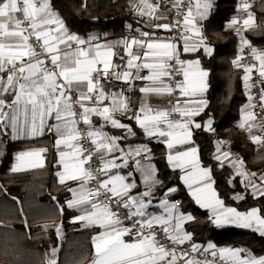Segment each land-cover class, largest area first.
<instances>
[{
  "label": "snow or ice",
  "instance_id": "6c2138e0",
  "mask_svg": "<svg viewBox=\"0 0 264 264\" xmlns=\"http://www.w3.org/2000/svg\"><path fill=\"white\" fill-rule=\"evenodd\" d=\"M170 5L169 11L174 12L176 18L171 23H155L152 27L170 32L179 29V38L184 41L183 51L196 52L202 48L206 55L211 56L214 49L204 35L203 23L209 21L214 12L215 0H170ZM161 7V0H156V3L135 0L132 3L137 16L156 21L168 19L156 14ZM250 9L248 0H241L237 12L246 15L242 20L234 16L227 27L234 29L241 38V54L232 63L243 68L245 74L242 79L249 101L241 109L242 119L238 126L249 133L254 144L264 147V134H253V129L264 133V121L257 120L253 111L257 105L253 103L255 97L251 95V89L256 86L252 83V73L257 70L261 85L259 107L264 111V49L252 47L242 34L258 27ZM127 27L131 29L132 26ZM135 31L139 33L138 36L101 43L98 35L89 34L83 38L72 33L55 11L52 0H0V134H6L10 128L12 138L16 139L18 134L40 136L46 129L55 131L59 163L64 167V172L58 173L60 182L74 181L79 185L78 188L68 189L72 199L66 202L67 207L82 210L83 214L74 220L99 225L103 229L93 237L95 255L92 264H264V256L257 257L245 248L217 249L212 242L206 246L191 243L189 248H182L192 241V234L182 226L194 217L168 201V194L175 192V188L168 189L165 198L156 206L163 209L162 213L149 211L155 199V185L162 184L156 178L154 166L149 164V171L144 175L146 190L136 195L131 194L138 187L135 179L128 182L132 172L111 174L114 169L128 168L129 160H134L137 168H140L141 160L135 157L147 159L151 152L143 144L125 151L120 142L126 137L110 136L103 131L110 124L113 128L135 135L131 125L123 123L116 115L127 116L131 113L129 118L144 135L164 138L163 142L169 150L168 163L184 171L181 179L191 190L195 202L211 211L210 223L216 227L234 225L253 229L264 235V215L260 208L239 212L235 208L224 207L212 188L211 170L200 166L197 147L172 151L176 146L190 145L193 126L212 130L211 118L206 125L193 119L208 106L207 99H186L182 103L177 98L171 109L153 110L146 103H142L138 109L131 107L126 92L131 90L136 80L149 82L139 88V92L145 96H172L179 91L181 97L198 94L203 97L209 75L208 71L199 69L197 60L187 63L195 64L199 70L193 74L185 70L182 73L183 81H176L174 76L177 73L170 61L175 60L181 67L185 64L179 59L177 45L170 39L155 37L154 32ZM193 39L195 43H189ZM118 47L123 54L116 51ZM245 48L250 50L253 61L249 65L242 63ZM115 59L121 63L116 64ZM143 70H148L149 74L142 75ZM108 80L123 82L128 88L108 91L102 83ZM173 114L180 118L171 119ZM92 116L102 118L105 124L95 127ZM47 120H54L55 123L48 124ZM81 123L89 130L88 135L94 146L86 153L79 146L81 136L78 125ZM217 143L218 154L215 158L220 160L223 156L228 159L232 154L221 153L219 145L223 142ZM61 145L73 149L70 155L76 160L75 164L65 162L69 153L61 151ZM45 151L39 149L18 153L11 171L43 167L41 153ZM94 157L101 164L98 169L91 167ZM231 163L237 169V176L243 178L241 182L245 188H251L254 198H264V174L257 177L256 173H249L239 157L233 158ZM93 180L96 186L90 189L87 185ZM89 195L97 198L107 196L112 203L93 202L88 205L85 197ZM113 208L116 210L113 211ZM120 210L127 212L123 219L119 217ZM125 221L128 222L127 226ZM57 233L60 234L59 228ZM125 236H132V239L125 240ZM57 251L52 250L48 264H57ZM192 253H199L204 259L195 258ZM209 254L211 260L207 258Z\"/></svg>",
  "mask_w": 264,
  "mask_h": 264
},
{
  "label": "trees",
  "instance_id": "16d2710c",
  "mask_svg": "<svg viewBox=\"0 0 264 264\" xmlns=\"http://www.w3.org/2000/svg\"><path fill=\"white\" fill-rule=\"evenodd\" d=\"M240 0H215V9L209 21L203 23L204 35L213 46L211 56L202 50L187 58H200L203 69L209 71L208 107L197 119L205 125L209 118L213 121L214 132L205 127L196 129L194 140L198 145L202 164L209 167L224 203L239 211H249L256 207L264 215V198H254L248 191L238 202L232 195L244 191L239 176L227 164L214 158V145L217 137H225L231 148L239 153L249 170L264 171V147L254 144L248 135L241 131L237 122L241 107L248 101L245 92L243 68L232 61L238 56L240 36L234 29L227 27L228 22L239 15L237 6ZM55 11L65 21L68 29L83 38L89 34L100 38H119L128 33V25L137 24V15L130 11L128 0H52ZM258 27L243 32L253 47L264 48V0H258L251 8ZM173 33V32H172ZM118 52L123 54L122 49ZM116 64L121 63L115 59ZM248 58L247 65L252 63ZM144 81L135 82L128 97L131 107L138 109L141 102L139 88ZM104 85L110 90L126 88L123 82L111 81ZM131 116V114H130ZM134 127L135 135L126 143H148L155 154L158 165V184L155 193L164 194L175 187L172 195L180 201L183 212H190L194 219L185 229L193 235L194 243L212 242L218 247L245 248L255 256H264V235L250 229L228 226L219 228L209 222L207 210L198 206L180 178V172L168 164V151L163 144L148 139L130 118H123ZM110 132L121 134V130L108 128ZM34 147L46 149V163L43 168L32 171L12 172L16 155ZM58 156L55 135L52 132L33 139L0 140V263L1 264H47L48 250L57 246L56 223L65 229V241L61 244L57 264H88L93 258V234L96 228L80 229L72 220L75 210L69 209L66 202L70 199L68 186L58 182Z\"/></svg>",
  "mask_w": 264,
  "mask_h": 264
},
{
  "label": "crops",
  "instance_id": "0c3cea01",
  "mask_svg": "<svg viewBox=\"0 0 264 264\" xmlns=\"http://www.w3.org/2000/svg\"><path fill=\"white\" fill-rule=\"evenodd\" d=\"M129 1V4L131 5V10H132V14L134 15V16H136V14H135V12L133 11V9H132V3L133 2H135V0H128ZM163 1V0H162ZM258 0H248V2L251 4V8H252V6L254 5V3L255 2H257ZM240 2H241V0H240ZM170 0H168L167 1V3H165V2H163V5H162V9H160L156 14L157 15H164V16H167L168 17V19L167 20H160V21H156V20H154L155 21V23H171L172 21H173V19H174V16H173V12H170L169 11V8H170ZM251 10V9H250ZM251 12H252V10H251ZM253 13V12H252ZM239 15H246L245 13H239ZM255 16V15H254ZM256 19V18H255ZM137 24L135 25V26H132L131 27V29L129 28V30H128V33H126V34H124V36H122V37H119V38H114V37H112V36H110V37H105V38H100V42L101 43H104V42H115V41H119V40H122L123 38H130V37H132V36H138L139 35V33L138 32H136L135 31V29H141L142 31H149V32H154L155 33V37H157V38H159V39H161V40H167V39H170L173 43H175L176 45H177V47H178V55H179V59L181 60V61H184L185 62V64L183 65V67H182V69H183V71H185V70H187V71H189L190 72V74H193V73H196L199 69H203V67H202V64H201V61H200V58H198V57H192V58H187L186 56L184 57V55H192V54H195V53H197L198 51H200V50H202L203 51V49L201 48V49H199L198 51H196V52H185V51H183V46H184V41L182 40V39H178L177 41L176 40H173L172 39V35H173V31H165V30H163V29H154L153 27H152V24L151 23H148V22H146V21H144V19H143V17H139V16H137ZM229 23V22H228ZM256 24H257V22H256ZM228 25V24H227ZM257 28V27H256ZM249 41V40H248ZM250 42V41H249ZM189 43H195V39H193V40H191V41H189ZM250 44H251V42H250ZM252 45V44H251ZM210 46L213 48V46L210 44ZM253 47V46H252ZM121 48H117L116 49V51H119ZM214 49V48H213ZM239 49H240V45H239V47H238V55H240L241 53H240V51H239ZM204 52V51H203ZM199 61V69L196 67V65L195 64H192V65H189L187 62H194V61ZM174 61V60H173ZM173 61H170V63H172ZM115 62V61H114ZM149 62H151V61H149ZM116 63V62H115ZM203 70H206V69H203ZM206 71H208V70H206ZM208 73H209V71H208ZM142 75H148L149 74V72H148V70H143L142 71V73H141ZM183 79H184V77L182 76V81H183ZM208 79H209V75H208V77H207V85H208V87H207V91L203 94V97H201L199 94L198 95H196V96H189V97H187V98H185V97H181L180 96V93H179V91L177 92V93H175L174 95H172V96H169V95H156V94H152V95H148V96H145L143 93H141V102H140V105L142 104V103H146L147 105H149L153 110H161V109H171L172 107H173V105L176 103V100H177V98H179L180 100H181V102L183 103L186 99L187 100H190V101H197V100H199V99H201V98H204V99H207V101H208V96H207V92H208V89H209V82H208ZM112 80H108V81H103L102 83H105V82H111ZM113 81H115V80H113ZM139 81H141V80H136V81H134L133 82V84L135 83V82H139ZM149 82H147V81H144V83H143V86L142 87H144V86H146L147 84H148ZM133 87V86H132ZM131 87V88H132ZM245 87V86H244ZM105 88H106V90H108V91H110L106 86H105ZM126 88H128V85H127V87ZM113 91H117V90H113ZM119 91V90H118ZM126 95L128 96V91L126 92ZM247 104V102L244 104V105H246ZM243 105V106H244ZM243 106L241 107V108H243ZM208 107V106H207ZM206 107V108H207ZM206 108L204 109V111L206 110ZM204 111L203 112H201L200 114H202V113H204ZM253 111H254V109H253ZM130 114L131 113H129L127 116H121L119 113H117L116 115H117V118L118 119H120L123 123H125V124H129V125H131L130 123H127L125 120H123V118L125 117L126 119L127 118H129L130 117ZM197 117L198 116H196V117H194L193 119L195 120V122L196 123H200V124H202L198 119H197ZM180 117L178 116V115H176V114H173V116L171 117V119H173V120H177V119H179ZM92 123H93V125H95V127H97V128H99L100 127V125H103V124H105V122H104V120L102 119V118H100V117H97V116H92ZM241 119H242V113H241V116H240V119L238 120V122H240L241 121ZM209 119H207L204 123H205V125H206V122L208 121ZM46 123H48V124H52V123H55V121L54 120H47L46 121ZM138 126V125H137ZM237 126H238V123H237ZM132 127V129H133V131L135 132V130H134V127L133 126H131ZM108 128H111V129H115V130H121L122 131V133L121 134H117V133H112V132H110L109 131V129ZM211 128H212V130H208L207 129V127H205V129L207 130V131H211V132H214V129H213V123H212V125H211ZM238 128L241 130V131H243V132H245L246 133V135H248L249 136V133L245 130V129H242V128H240L239 126H238ZM197 128H194V126H193V128H192V137H191V142H190V145H184V146H176L172 151H173V153L176 151V150H185L187 147H189V146H195V147H197L198 148V145H197V143H195V140H194V132H195V130H196ZM103 131L104 132H106V133H108L110 136H115V137H126V139H124V140H122L121 142H120V146H121V148H123V149H125V151H127L130 147H132V148H134V147H136L137 145H141V143H126V141L128 140V138H131L132 136H134V135H129L125 130H123V129H117V128H113L110 124H107L104 128H103ZM253 131H254V129H253ZM47 132H49L47 129L45 130V132H44V134L43 135H45V134H47ZM50 132H52V133H54V135H55V143H56V140H57V134L55 133V131L53 130V131H50ZM43 135H40V136H30V135H27V134H18V138H16V139H13L12 138V134H11V129L10 128H8L7 129V133L6 134H0V140H3L4 138H10V139H12V140H20V139H33V138H36V137H41V136H43ZM146 136V135H145ZM148 139H151V140H154V141H156V142H159V143H161V144H163L164 146H165V148H166V151H168L169 152V150L167 149V146H166V144L163 142V139L164 138H162V137H153V138H149L148 136H146ZM249 139H250V136H249ZM251 140V139H250ZM216 141H217V139L215 140V145H214V149H215V152H214V158L216 157V155L218 154V152H217V143H216ZM143 145H146L147 146V148L148 149H150L151 150V147H150V145L148 144V143H142ZM39 149H45V148H43V147H34V149H28V150H25V151H22V152H29V151H34V150H39ZM60 150L61 151H65L66 153H69V155L68 156H66L65 157V162L66 163H68L69 165H72V164H75L76 163V160L70 155V153L73 151V149H70V148H67L66 146H64V145H61L60 146ZM56 151H57V147H56ZM222 152H226V149H223V151ZM228 152L230 153V151L228 150ZM237 155H239V154H236V156ZM17 156V155H16ZM57 156L59 157V154H58V151H57ZM237 157H239V158H241L240 156H237ZM16 158V157H15ZM41 158H42V160H43V167L45 166V163H46V157H45V152H43V153H41ZM233 158H235V157H232V155L228 158V159H225L223 156H221V159L220 160H217L216 158V160L218 161V162H220V163H222L223 165L224 164H226L227 163V165H229V166H231L234 170H235V173H237V169H235L233 166H232V163H231V160L233 159ZM135 159H140L141 160V167L140 168H137V166L135 165V163H134V160H129V167L128 168H122V169H114L113 171H112V175H115V174H117V172H119V174H127L128 172H132V177L129 179V181L128 182H131V179H135V182H136V184H137V188L136 189H133L132 190V195H136L137 193H141V192H144L145 190H146V185H145V183H144V175L149 171V168H148V165L150 164V165H152V166H154V168H155V170H156V172H155V175H156V178L158 179V165H156V163H155V154H154V152H152V150H151V152H150V154L148 155V158L147 159H144V158H142V157H135ZM198 159H199V162H200V166L202 167V168H207V169H210L209 167H207V166H205L204 164H202V162H201V158H200V152H199V150H198ZM242 159V158H241ZM59 160H60V157L58 158V164H59V172L58 173H61V172H64V167H63V164H61V163H59ZM168 161V160H167ZM16 163V160H15V162H14V164ZM13 164V165H14ZM169 164V163H168ZM170 165V164H169ZM86 166V165H85ZM171 166V168L172 169H174V170H178L179 172H180V178L185 174L184 173V171H182L180 168H175V167H173L172 165H170ZM244 169L245 170H247L249 173H256L257 174V177H259L261 174H264V171H262V170H249L248 168H247V166H246V164H245V162H244ZM43 167H38V168H27L26 170H24V171H32V170H35V169H39V168H43ZM19 172H21V171H19ZM237 175V174H236ZM241 178V181H242V177H240ZM159 180V179H158ZM182 180V182H183V184L185 185V187H186V189H187V191H189V193H190V195H191V190L189 189V187L184 183V181H183V179H181ZM58 182L62 185V183L60 182V178H59V175H58ZM210 182H212V188H213V190L215 191V193L217 194V196H218V198L221 200V201H223V199L220 197V194H219V191L216 189V187H215V180H214V177H213V175H212V171H211V181ZM257 183H259V180L257 179V181H256ZM241 184H242V186H243V189H245V191L244 192H239V194H235V195H233V199L235 200V201H239L240 199H237L236 197H238V196H240V197H243L244 198V196H245V194H246V192H248V191H250L251 193H252V191H251V188H248V189H246L245 188V185L241 182ZM63 185H66V186H68V189H70V188H72V189H75V188H78L79 187V185H78V183L77 182H74V181H65V183H63ZM158 185V184H157ZM157 185H155V189H156V187H157ZM96 186V182L93 180V181H90L89 183H88V185H87V187L88 188H94ZM194 187H196V185H194ZM171 188H175L174 186L173 187H171ZM170 188V189H171ZM176 189V188H175ZM69 191V190H68ZM156 191V190H155ZM165 193L166 192H168V189L166 190V191H164ZM165 193L164 194H160L159 195V193H158V196H157V193H155L154 192V197H155V199L153 200V206L152 207H150L149 208V211H152V212H157V213H162L163 212V209L162 208H158V207H156L158 204H159V201L161 200V199H164L165 198ZM175 192H171V193H169L168 194V196H167V199H168V201L170 202V203H175L176 205H177V207L178 208H180L181 209V207H180V205H178L177 204V202L172 198V195L174 194ZM69 194H70V199H72V193L69 191ZM191 197H192V199L194 200V202H195V198L191 195ZM69 199V200H70ZM85 200H86V202H87V204L88 205H91V203L92 202H89L88 201V196H86L85 197ZM196 203V202H195ZM197 204V203H196ZM198 205V204H197ZM223 205H224V207H226V208H235L237 211H239L236 207H234V206H231V205H228L227 203H224V201H223ZM198 206H200V205H198ZM201 207V206H200ZM201 208H203V207H201ZM256 208V207H255ZM203 209H205V210H207V212L209 213V216H211V211L209 210V209H206V208H203ZM72 210H75L76 212H77V214H76V216H79V215H81V214H83L82 213V210H80V209H72ZM182 211V210H181ZM183 212V211H182ZM239 212H247V211H239ZM183 213H185V212H183ZM185 214H191L190 212H186ZM192 215V214H191ZM75 216V217H76ZM193 216V215H192ZM74 217V218H75ZM74 218H73V222L74 223H76V224H78L79 225V227H80V229H82V230H89V229H91V228H96L97 230H96V232L92 235L93 237H95V236H97L101 231H103V229L102 228H100L99 227V225H87V223L85 222V221H76V220H74ZM188 222H190V221H187V222H185L184 224H183V229L185 230V231H187L186 229H185V226H186V224L188 223ZM56 230H57V228H59L60 229V234H58L57 233V238H58V240H59V243H58V245L57 246H55V245H51L50 247H49V250H48V252H49V254H48V259H49V257H50V255H51V253H52V250L53 249H57L58 251H57V253H56V260H57V256H58V254H59V249H60V246H61V244L62 243H64V241H65V229L63 228V225L61 224V223H56ZM229 226H234V225H229ZM228 226H225V227H219V228H227ZM234 227H237V226H234ZM237 228H240V227H237ZM241 229V228H240ZM245 229V228H244ZM250 230H253V229H250ZM254 231V230H253ZM188 232V231H187ZM258 232V231H257ZM188 233H191V232H188ZM192 234V233H191ZM192 238H193V235H192ZM191 243H194L193 241H191V242H189V243H186L185 245H183V246H187V245H190ZM209 242H206V243H194V244H197V245H204V246H206L207 244H208ZM217 246V245H216ZM219 248H222V247H218L217 246V249H219ZM93 250H94V253H93V258H92V261H93V259H94V255H95V249H94V245H93ZM257 257H259V256H257ZM1 264V263H0ZM47 264H48V261H47Z\"/></svg>",
  "mask_w": 264,
  "mask_h": 264
},
{
  "label": "built area",
  "instance_id": "2783aa9c",
  "mask_svg": "<svg viewBox=\"0 0 264 264\" xmlns=\"http://www.w3.org/2000/svg\"><path fill=\"white\" fill-rule=\"evenodd\" d=\"M154 2H156V0H154ZM175 16V15H174ZM176 17H174L175 19ZM144 21L148 22L149 18L148 17H145L143 18ZM173 19V20H174ZM179 35H180V30L179 29H176L174 30V34L172 35V39L173 40H177L179 38ZM34 42V41H33ZM251 64V63H250ZM171 66L173 69L176 70V73L175 76H174V79L176 81H180L181 80V75H182V72L181 70L179 69V65L175 62V60L171 63ZM259 80H260V77L258 76V72L257 70H254L253 73H252V83H254L256 86L253 87L251 89V95L253 97H255L254 101H255V104L257 105L256 107V117H257V120L259 121H264V111H261V108L259 107V90H260V87L261 85L259 84ZM178 92V91H177ZM176 92V93H177ZM248 95V94H247ZM75 98V97H73ZM78 128H79V131H80V136H81V139L79 141V146L85 150V153L88 151V150H92L93 149V145L91 144V137L88 135V129L85 125H83L82 123L78 125ZM87 167V165H86ZM91 167L93 169H98L101 167V164L99 162V160L97 158H93L92 162H91ZM95 181V180H94ZM96 182V181H95ZM88 201L89 202H97L99 204H107V205H110L112 203V200L107 197V196H101L99 198H97L95 195H89L88 196ZM177 204L179 205L180 204V201H176ZM116 209L113 208V211H115ZM127 215V212L125 210H120L119 212V217L121 219H123L124 216ZM128 222L125 221V226H127ZM157 232L159 233V228H157ZM135 233L133 232L132 233V236H134ZM132 236H125L124 239L125 240H131L132 239ZM182 248L184 249H187L190 247V245H187V246H181ZM192 256L195 257V258H199V259H204V256L200 255L199 253H192ZM207 258L209 260L212 259V257L209 255H207Z\"/></svg>",
  "mask_w": 264,
  "mask_h": 264
},
{
  "label": "rangeland",
  "instance_id": "374dc122",
  "mask_svg": "<svg viewBox=\"0 0 264 264\" xmlns=\"http://www.w3.org/2000/svg\"><path fill=\"white\" fill-rule=\"evenodd\" d=\"M167 1L168 0H161V3H162V5H163V2H165V3H167ZM151 2L152 3H156V2H154V0H151ZM161 9H162V7H161ZM130 11L132 12V10H131V5H130ZM175 15V13L173 12V16ZM237 16H239V18L242 20L243 18H244V16L245 15H237ZM175 17V16H174ZM143 18H145V17H143ZM148 23H151L152 25L153 24H155V21H154V19H152V20H148ZM230 29H232V28H230ZM173 34H174V30H173ZM243 34V33H242ZM172 37V36H171ZM179 39V38H178ZM177 39V40H178ZM176 40V41H177ZM257 49H264V48H262V47H260V48H257ZM249 52H250V50L248 49V48H245L244 49V52H243V56L245 57V59L242 61V63L244 64V65H247V61H248V58L250 59L251 57H250V55H249ZM171 64V63H170ZM179 69L181 70V72L183 73V69H182V67L179 65ZM182 76H183V74L181 75V80L180 81H182ZM246 92V91H245ZM247 94V93H246ZM247 97H248V95H247ZM248 102L249 101H247V104H248ZM253 103L255 104V101L253 100ZM254 112H255V114H256V112H257V110H256V108L254 109ZM259 121V120H258ZM238 123V125H239V122H237ZM253 134H257V135H261V134H264V133H261L258 129H254V131H253ZM248 139H249V136H248ZM250 140V139H249ZM217 142H223L222 144H220L219 145V148H220V152L222 153V151H223V149H226V152H228V150L230 151V153L232 154V157H237V156H240V154L239 153H236V152H234V150L231 148V142L227 139V138H225V137H217V141H216V143ZM217 148H218V143H217ZM236 154H239V155H237L236 156ZM241 157V156H240ZM242 158V157H241ZM227 164V163H226ZM233 169V168H232ZM234 170V169H233ZM234 173H235V170H234ZM235 176H237L236 175V173H235ZM239 178H240V176H239ZM240 181H241V178H240ZM243 187V186H242ZM244 191H245V189H244ZM244 191H239V192H244ZM247 193V192H246ZM235 194H239L238 192L237 193H235ZM235 194H233V195H235ZM233 195H232V199H233ZM246 195V194H245ZM245 197V196H244ZM243 199V198H242ZM234 200V199H233ZM241 200V199H240ZM235 201V200H234ZM236 202H238V201H236Z\"/></svg>",
  "mask_w": 264,
  "mask_h": 264
},
{
  "label": "water",
  "instance_id": "95a60500",
  "mask_svg": "<svg viewBox=\"0 0 264 264\" xmlns=\"http://www.w3.org/2000/svg\"><path fill=\"white\" fill-rule=\"evenodd\" d=\"M88 264H92V261H90Z\"/></svg>",
  "mask_w": 264,
  "mask_h": 264
}]
</instances>
